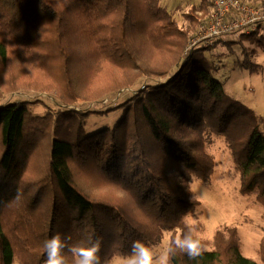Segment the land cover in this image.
<instances>
[{"label":"trees","instance_id":"trees-1","mask_svg":"<svg viewBox=\"0 0 264 264\" xmlns=\"http://www.w3.org/2000/svg\"><path fill=\"white\" fill-rule=\"evenodd\" d=\"M212 4L200 0L180 26L162 0H0V101L31 87L76 104L141 78L165 80L105 110L122 114L90 133L91 111L39 115L27 101L0 104V264H45L55 234L98 239L102 264L135 240L173 239L200 204L194 180L212 181V135L230 147L240 193L264 209V132L205 57L226 39L185 52ZM246 34L264 46L262 26ZM243 52L241 67L256 72ZM258 253L260 261L245 256L239 228L225 226L213 248L196 259L178 253L172 264H264V235Z\"/></svg>","mask_w":264,"mask_h":264},{"label":"rangeland","instance_id":"rangeland-1","mask_svg":"<svg viewBox=\"0 0 264 264\" xmlns=\"http://www.w3.org/2000/svg\"><path fill=\"white\" fill-rule=\"evenodd\" d=\"M199 1L162 0V4L168 8L178 24L183 26L186 23L184 13ZM241 32V30L234 31L229 39L226 37V40L206 51L205 57L213 66L214 76L224 84L227 93L243 104V109L253 112L256 125L264 132V46L253 37L243 36L241 39ZM262 32L264 34V25ZM189 45L190 43L186 46L185 52L195 48ZM200 46L205 47V44L202 43ZM245 47L250 51L252 61L260 64L256 72H250L240 65ZM163 81L165 80L141 78L133 86L109 93L98 100H81L76 104L68 105L55 93L30 87L5 95L0 104L27 101L32 112L39 115L65 107L91 111L92 114L85 122V129L90 133L103 127L113 126L122 114V110L118 109L109 112L105 110L131 99L144 86L156 85ZM208 139L207 150L214 156L215 173L210 183L194 180L192 189L200 204L196 212L188 215L187 218L196 226L197 232L204 237L209 248H213L214 235L218 229L237 226L242 253L260 261L258 250L264 235V209L254 202L253 197L240 193L239 173L234 167L231 150L225 137L212 135ZM169 238L170 232H166L163 241L155 246L167 243ZM121 257L123 256H115L109 264H113L114 260L118 261ZM13 264H21V262L15 258Z\"/></svg>","mask_w":264,"mask_h":264},{"label":"clouds","instance_id":"clouds-1","mask_svg":"<svg viewBox=\"0 0 264 264\" xmlns=\"http://www.w3.org/2000/svg\"><path fill=\"white\" fill-rule=\"evenodd\" d=\"M122 195V194H121ZM19 199V195L17 196ZM185 231L160 246H152L143 240H135L130 252L113 264H172L178 253L191 259L199 257L206 249L204 237L187 216L182 217ZM45 264H102L100 241L89 238L86 242L71 243L70 236L55 234L44 242Z\"/></svg>","mask_w":264,"mask_h":264},{"label":"built area","instance_id":"built-area-1","mask_svg":"<svg viewBox=\"0 0 264 264\" xmlns=\"http://www.w3.org/2000/svg\"><path fill=\"white\" fill-rule=\"evenodd\" d=\"M207 23L192 38L190 47L204 43L212 46L236 30L252 33L264 25V0H212Z\"/></svg>","mask_w":264,"mask_h":264},{"label":"crops","instance_id":"crops-1","mask_svg":"<svg viewBox=\"0 0 264 264\" xmlns=\"http://www.w3.org/2000/svg\"><path fill=\"white\" fill-rule=\"evenodd\" d=\"M229 37H231V35H229L226 39H229Z\"/></svg>","mask_w":264,"mask_h":264}]
</instances>
